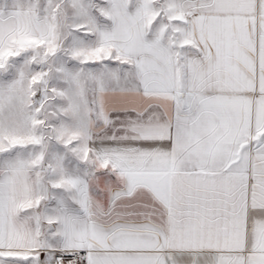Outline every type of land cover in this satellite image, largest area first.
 Listing matches in <instances>:
<instances>
[{"label":"snow or ice","instance_id":"1","mask_svg":"<svg viewBox=\"0 0 264 264\" xmlns=\"http://www.w3.org/2000/svg\"><path fill=\"white\" fill-rule=\"evenodd\" d=\"M0 264H264V0H0Z\"/></svg>","mask_w":264,"mask_h":264}]
</instances>
